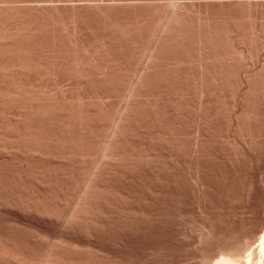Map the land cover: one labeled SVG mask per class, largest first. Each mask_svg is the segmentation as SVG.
<instances>
[{"label":"bare ground","instance_id":"bare-ground-1","mask_svg":"<svg viewBox=\"0 0 264 264\" xmlns=\"http://www.w3.org/2000/svg\"><path fill=\"white\" fill-rule=\"evenodd\" d=\"M262 1L263 0H261L260 2L261 4L264 3ZM4 2L5 4L7 3L5 0L4 1L2 0V3ZM239 3L240 4L243 3L244 5H248L249 7L259 5L257 4V1H249V0L246 1L243 0V2H238L235 5L240 6ZM244 5H242L243 8ZM11 7L12 6L9 5V8ZM261 9L263 10L262 6ZM2 11L0 10V14L2 13ZM16 12L18 11L16 10L15 12L14 11L11 12L12 15L10 14V12L2 14V16L5 14H9L8 16L11 15V17H9L10 19L7 17V15L3 17L0 16V215H2L1 217L5 216L4 218L7 217L6 219H8L9 222H12L13 230L15 228L13 226L14 224L17 227L20 226L19 224L25 225L26 223H30L35 228L34 229L35 231H33L32 229L33 232L31 236H28L26 239H23L20 237V236L23 237L22 234L21 235L17 234L19 230L18 232L15 231L16 233L14 232L15 233L14 234L11 231L12 229L11 230L8 229L9 231L6 230L7 226L4 227L7 232L0 229V264H146V263L154 264L155 262L151 259H148L147 256L145 255L142 258H140V255L138 254L139 258L138 257L135 258L136 257L135 253L137 252L139 245H141L140 246L141 248L143 247L146 248V249L143 248L144 252L150 250L152 254L153 253L152 251L162 250L164 257H169L168 255L171 251L170 249L171 248L172 250L175 249L174 247H176L178 244L182 245L183 247H190L195 249L197 254L195 256L194 255L195 252H194L193 254L195 256L194 258H189L187 255H179L178 260L177 261L174 260L176 264H264V152L262 150H259V148H261L262 146L258 147V150L262 151L263 153L258 154L257 153L258 151L256 150L257 151L256 152L254 150L256 149V146H258V145L255 146V144L258 143L254 144L252 142L250 137L251 135L249 136L246 130V128H249L247 126L251 125L250 120L252 119V118L250 119L251 110L249 111L248 108L249 107L248 100L250 101V99L253 98L254 96L253 94L256 91H258L259 88V86L257 85H260L261 84L260 81L264 80L263 77H260L261 74H257L258 72L256 74H254L253 72H251L253 74H247L248 71L245 72L244 75L240 74V79L244 82V85L237 87L236 89H233L234 92H232L231 94L230 88L226 83H228L230 79L233 80L232 79L233 77L230 75L231 72L229 73V70L228 72L222 70L223 67L225 68V70H227L228 68L231 70L230 68V66H232L231 64L230 66L222 65L223 67L220 65L222 69L220 67L218 69V66H215L217 64L214 63L216 61H214L213 59L214 55H213V57L210 56L212 58L210 62L213 61L214 65L206 61L204 62L203 60L206 59L201 57H200L201 62L198 61L197 65L196 64L193 65L194 67L198 66L199 70H202V72L204 71L209 72V70L213 71V69L214 71H216L217 69V72L221 71L219 75L217 72H215L217 73L218 77L215 76L216 74L213 75L215 78L217 77L219 83H217V86H215L217 81H215L216 79L213 78V80L215 79L214 81L211 80V82L213 81L212 84L215 82L213 85L206 83L197 87L199 85L198 84L196 85V88L194 86L193 90L192 88H189L190 89L189 92L184 91L187 94V95L185 94L186 96L184 98L185 101L180 100L183 103L182 104L179 103V105L178 104L174 105L172 107L173 109L169 114L170 116L167 115L168 118L167 117L166 118L168 121L166 122H169L168 125L169 132L167 131L168 137L165 136L167 138L165 144L167 143L168 140L167 149L165 148L166 149L165 152H163L164 151L163 150L161 154L159 153V155L155 156L154 160L151 161L154 163H152L153 165L151 163H150L151 165H149V167L151 166L152 168L150 167L151 170L149 169L150 171H148L149 173L147 174L149 178L148 180H150L147 183L148 186H145L142 183V182H146L147 180L141 181L138 184L140 186L139 191H141V193L146 198H149L151 202L150 207L145 208L144 210L143 209L140 210L139 214L137 212L138 215L135 214V211H131V210L127 215H120V222H119L120 226L118 233L117 234L111 233L109 235H106L108 237L107 240L109 239L110 244L108 243L107 247H105L106 249H104L103 251L105 252V254L111 255L114 252H116L115 251L116 249H120L118 250L120 251L118 252L119 253L118 260L119 259L120 260L116 262L117 259H112L115 258L113 257L114 255H112L111 258H107V256L103 255V252L100 251L101 252L100 255H102L100 256L99 255L100 248L99 250L93 249V247L95 246L92 243H88L90 245H84L83 244L84 242L81 243L74 237H76V235H78L79 237L84 235L85 239H90L92 237L96 238L98 236L99 229L95 226V224H93L95 222L91 221L90 216L93 217V215H95L96 217V215L99 216L104 215V212L108 210L109 208L108 206L110 205V203L112 204V199H111L112 197L110 198L112 193H110V191L106 188V186L103 185L104 183L100 184L99 182H96L100 178L99 176L102 173H104L105 169L107 167L111 168L110 166L112 167L114 166L116 170L117 167L119 166H125L126 170L127 168H129L130 170L134 169V168L131 169V166L129 167L126 166L127 163L130 162V159L129 156H127L128 151L127 152L125 151L129 148L128 146L126 148V145H128L129 143L127 144V142L130 141L125 140L127 141L126 143L122 142L123 145L125 144L124 145L125 147L122 148L120 146L123 145L122 144L120 145V143H118V140L123 138L122 134H124V132L126 131L125 130L123 132V129L124 128L127 129L126 127H124L125 124L124 120L128 119L126 121L127 125H128V121H130L128 117L127 119H125L124 113L128 114V116H130L129 114H132V116H134L136 113L134 112L133 109H135L136 106H133L132 108L133 111L130 109L131 112L130 110H128L129 108H131V105L129 106L127 105L129 107L128 109L124 107L128 110V113L121 111V114H119V116L116 115L115 117H113L109 125L106 124V126H108L106 127L108 130L107 129L105 130L108 131L107 133L108 139H106L102 143V145L99 146L98 149H97L98 146L96 147L92 146L94 144L96 145L95 140H94L95 143L92 144V140L96 136L95 135L96 131L94 130L96 129L95 128L96 126L94 127V124L97 123L96 121L97 119L101 120V117L103 115L102 112L101 111H100L101 113L99 112L100 115L102 114L101 117L100 116L98 117V113L95 109H94L95 110L94 113L96 114H93L92 113L93 111L91 112V110L93 109L92 106L89 108L90 109L89 110L87 107L88 104H86L87 102H85L86 100L84 101L85 97L80 95V93L79 94L77 93V95L73 94L75 96L73 95L71 96L68 95V93L70 92L65 94L66 92L63 93L61 91L62 93L61 94L59 93V95L56 96L55 94H57L58 91V90L56 92L54 91L56 87L53 90L55 92L54 93L52 92L51 87L42 88L37 83L35 84L30 80L28 81L26 78H24V76L28 75L30 72H34V73L37 72V73H41L42 75L46 74L47 76L53 75L55 73H53L54 71L52 72L50 68V66L53 64L52 62H56L55 65L57 67L58 63H63L65 60L63 61L64 58H62L64 56L61 57V55H59L60 58L62 59L60 62V58L57 57L59 53H57L56 55L53 52L54 56H52L53 54L51 52L49 54H52L50 55L52 57L47 56L49 58L48 61L47 57L45 56L46 50L43 49L42 45L38 44L41 49L45 50V52L42 50L44 52L43 53L40 50V48L37 47V49L41 51L40 53L44 54L42 55V59L43 56L44 59H47V60H41V55H37L39 54V50L38 52L35 51L34 53L32 49L35 50V48L30 47L29 45L30 41L28 42L29 44L27 43L28 36H30L31 34L33 35L34 33L37 32V31L33 32L35 30L33 23L36 22L37 24L38 21L32 19V17L30 16V18L34 20V22L31 20L30 22L33 23H27V19H25V16L22 15V14L26 15V13L22 12V14H19V12L18 13ZM249 12L251 13V11ZM261 19H263L262 16ZM174 20H175L174 22L178 24L177 21L179 20H177V18L175 17ZM179 23H181V21ZM39 24L40 23H38V25ZM73 24L75 25L76 23ZM177 24L175 26H177ZM56 25L58 26V24ZM165 30L166 28H164L163 31ZM198 30L200 31L199 28ZM167 31H169L168 26H167ZM200 32L202 33V31ZM261 33L263 35H261ZM261 33L260 35L264 37V30L263 31L261 30ZM214 34L215 33H213L212 35ZM51 35L52 34L50 32V36ZM202 37L201 38L204 39V34L202 35ZM201 38L200 41H202L203 44L204 42L203 40H201ZM206 38L207 36L205 37V39ZM45 40H48V38ZM42 42H44V39ZM215 43L213 42V44ZM78 44L80 43L78 42ZM202 44H200L199 46H201ZM220 45H222L221 42ZM59 46L61 45L59 44ZM76 47L77 46H75L74 49L78 50V48ZM86 49L87 48H85V50ZM156 50L158 49L154 48L150 54L149 57V61L151 60L149 62L150 66H152L151 64H153L151 63L152 59L156 58L155 56L159 55L155 53ZM228 51H226V53ZM76 54L77 52L75 53V55ZM34 56H36L39 59L35 58ZM201 56L203 55L201 54ZM91 59H94V57H92ZM230 59H232V57ZM66 60H67L66 63H68L69 59ZM80 61L82 62L83 60L80 59ZM75 62L76 61H74V64L76 63L79 64V62L76 63ZM233 62L235 61L233 60ZM83 64L84 61L82 62V64L80 63V65L84 67ZM64 66L65 65H62L61 69ZM69 66H71V64L69 65L68 63L67 68L69 71L75 70L76 68L80 71L82 69L77 64L74 65L76 66L75 69H70L74 67L72 66L69 67ZM78 66L80 67V69ZM103 67H101L100 70H103ZM52 68L54 70L53 66ZM84 68H83V74L84 76H87L85 78L87 79L88 75L87 73L86 74L84 73V70L89 67L85 69ZM149 68L153 69L154 66L152 68L149 67L148 64L146 66V69ZM64 69L65 68H63V71ZM92 69H96V68L92 67ZM259 70L264 72V63L259 68ZM80 71L79 74L82 73ZM109 71L111 72V70ZM251 71H253V69H251ZM85 72L87 71L85 70ZM76 73L78 75L77 71ZM56 74L58 75V73ZM212 74L214 73L212 72ZM221 75H223V77ZM107 76H105L106 79L110 80V78H107ZM76 78H78V76ZM200 79L202 80V78ZM83 80L84 79H82L81 81ZM54 81H56V78ZM56 83L57 82H54V84ZM223 83L226 85H224ZM92 86L95 87L93 84ZM133 87L132 88L130 87L127 91L125 90L127 92V96L129 99L135 97L136 94L138 95L137 91L139 90V88H141L140 90H143L142 88L143 86L139 87L138 89L136 88L138 86L134 88ZM96 94H98V92H96ZM104 97L106 98V96H103L101 98ZM125 97L126 96L124 95V98ZM182 98L183 97L181 96V99ZM261 98L264 99V95ZM91 101L92 100H89V102ZM128 102L130 101L128 100ZM224 104H226V106H224ZM105 105L106 104H104V106ZM139 106L141 107L144 105H139ZM169 107L171 108V106ZM147 109L149 110V108ZM155 109L152 108L153 111H155ZM97 110L99 109L97 108ZM122 112L124 113L122 114ZM115 113L113 115H115ZM140 127L142 128V126ZM244 129L246 130V133L243 131ZM243 133L244 135L247 134V137L246 136L245 138L244 136L242 137L241 134ZM93 134L95 135L94 137ZM121 135L122 137H120ZM248 136L250 137V139ZM125 137H127V135ZM130 137L126 139H130ZM261 140H263V138ZM253 141H255L254 138ZM97 143H99V141ZM252 143L255 146L254 148ZM262 145L264 146V144ZM118 146L122 148L124 152ZM128 150H132V149L130 148ZM132 153L134 152L131 151L130 154ZM93 155H96L99 158L102 157L103 158V160L101 159L102 162H99L97 164V162L94 161L96 159H93L92 157ZM133 157L136 156L133 155ZM132 158H131V162L133 161L132 162L134 163L133 166L137 165L136 161L138 159L136 160L134 158L133 160ZM92 159L93 161H91ZM130 163L129 165L132 164ZM115 165H117V167H115ZM139 165L140 163L138 164L137 167L140 168V170H143V168ZM87 166L89 167V171L92 172V178H90L86 183L83 182L85 184H83L81 187H79V185L77 184L78 185L77 187L79 188L77 187L74 188L73 183H75V181L72 182L73 179L74 178L78 179V177L81 176L79 175L80 173L82 172L84 173L85 170L88 171ZM114 168L113 169L111 168L112 171L115 170ZM143 172L144 171H140V173L142 174ZM77 175L79 176L76 177ZM82 177L84 176H81V178L79 177L80 180L82 179ZM97 177L99 178L97 179ZM141 178H142L141 180H145L144 177ZM77 181L80 182L79 180ZM108 186L109 185H107V187ZM112 189L113 188H111L110 190L113 192L115 189L114 190ZM119 190L123 192L121 188ZM114 194L112 195L113 197ZM119 195L121 194L119 193L117 196ZM122 196L124 195L122 194ZM125 199L127 198L124 197L123 200ZM70 201L72 202L73 208L68 210L69 207L68 202ZM125 202L124 204H126ZM196 215L198 216L205 215L204 217H208V220L202 222L203 225H201L200 223L199 227H202V232L200 230H196V234L198 231H200L201 235L199 236L196 235L197 237L196 236L194 237L188 234L187 231L188 229L186 228V224H185L187 222L185 221L187 219L189 221L190 218L193 219L194 218L193 216ZM204 219L206 220L207 218ZM5 223L8 224L7 222ZM2 224L3 223H0V226ZM44 224L50 225L53 228L47 227ZM8 227L10 226L8 225ZM0 228H3V226ZM20 228L22 229L23 226L17 229ZM189 228L191 227L189 226ZM25 230L28 231L27 229ZM110 232L112 231L110 230ZM53 235H55L56 241L52 242L53 241L52 240L50 242V238H53L52 237ZM177 249L179 251L180 247ZM94 250L95 251L97 250L96 252L98 253H96ZM176 253H175V258L176 256H178L176 255ZM185 253L187 254V252ZM155 254L156 252L153 253V255ZM151 257L155 258L152 255ZM158 257H161V255H159ZM172 258H174V256ZM195 258H197V260L194 261Z\"/></svg>","mask_w":264,"mask_h":264},{"label":"rangeland","instance_id":"rangeland-1","mask_svg":"<svg viewBox=\"0 0 264 264\" xmlns=\"http://www.w3.org/2000/svg\"><path fill=\"white\" fill-rule=\"evenodd\" d=\"M5 1L7 2L6 4H5V2L2 3V0L0 1V4H1L0 8L4 9V10L0 9L1 11L3 10L2 13L0 14L1 17L7 15V17L9 18L12 15L11 12H13V11L15 12L17 10L19 12V14H22V12L26 13L27 16L25 14H22V15H24L25 19H27V23H33L34 20L38 21L37 24H36V22L33 23V26L35 27V30L33 32L37 31L36 32L37 34L36 33H34L33 35L31 34L27 38V43L30 41L29 42L30 44L28 43L30 45V47L35 48V50L32 49L34 53H35V51L38 52L39 49H37V47L40 48L39 45H42L43 49L46 50V53H45L46 57L52 55L54 52V54H56V55H57V53H59L57 55V57H59V58H60L59 55H61V57L64 56L62 58H64L63 61L65 60L64 61L65 63L64 62L63 63L57 62L58 68L55 65L56 62L50 61L55 65L54 66L51 63L52 65L50 66L52 72L54 71L53 73H55L53 75L47 76L46 74L42 75L41 73L36 72L37 73L36 74L34 72H30L28 75H25L26 77L24 76V78H26L28 81L30 80L31 82H33L35 84L37 83L42 88L43 87H45V88L51 87L52 92H54V91L56 92L58 90L57 94H55L56 96L59 95V93L61 94L62 92L63 93L66 92L65 94L70 92L71 94L68 93V95H71V96L73 94L77 95V93L78 94L80 93V95L85 97L84 101L86 100L85 102H87L86 104H88L87 105L88 109L92 106L93 109L91 110V112L93 111L92 112L93 114H96V113H94L95 110L98 113V117L99 116L101 117V115L103 114L101 117V120L97 119L96 120L97 123L94 124V127L96 126L95 127L96 129H94L96 131V132L94 131L96 133L95 134L96 136L93 134V137L95 136V138L92 137L93 138L92 144H94L96 142V145L94 144L92 146H95V147L98 146L97 147V149H98L99 146H101L102 143L106 139H108V134H107L108 129L106 128L108 126H106V124L109 125L111 120L113 119V117H115L116 115L119 116V114H121V111L128 113V110H130V109L132 110L133 106H136L135 107L136 110L135 109H133V110L136 113L135 115H137V116H135L134 113H133L134 116H132V114H129L130 116H128V114L122 112V114L123 113L125 114V116H124L125 119H127V117H128L130 121H128V125H127L126 121L128 119L124 120V122H125L124 127H126L128 130L124 128L123 132L125 130L126 131L122 135H123V138L126 135H127V137H125L124 139L123 138L119 139L120 141L118 140V143H120V145L122 144V142L126 143L127 141H130V142H127V144L128 143L129 144L126 145V148L128 146L129 147L128 149L131 148L132 150L127 149L125 151V152L128 151L127 153L129 155L127 153L126 154H127V156H129L130 162H131V158L133 157V155L136 157H139L141 155L139 158H136V157L132 158L133 160H134V158L136 160L137 159L139 160V161L138 160L136 161L137 165L133 166L134 165V163H132L133 161L131 162L132 164L130 162H128L126 165L127 167L131 166V169L134 168L135 170L134 169L130 170L129 168H127V170H126L125 166L117 167V165H115V167H117V170H116V168H114V166L113 167L110 166L112 169L113 168L115 169L114 171H112L111 168L107 167L108 169L107 168L105 169L104 173H102L99 176L100 178L97 177V179L98 178L99 179L96 182H99L100 184L104 183L103 185L106 186V188L110 191V193H112L110 196V198L112 197L111 198L112 204L110 203V205L108 206L109 208L106 212H104V215H101V216L96 215L97 218L95 217V215H93V217L90 216L91 221L95 222L93 224H95V226L99 229L98 230V236L96 238L92 237V238H90L91 240L85 239L84 235H82V236L80 235L81 237L76 235V237H74L75 239H77L81 243L84 242L83 243L84 245H90L88 243H92L95 246V247H93V249L99 250V248H100L99 255L101 254V252H103V255H106L107 258H111L112 255H114L113 257H115V258H112V259H117L116 262H118L120 260V259L118 260V258H119L118 252H120L118 250H120V249H116L115 250L116 252H114L111 255L105 254V252L103 251L104 249H106L105 247H107V244L108 243L110 244L109 239L107 240L108 237L106 235H109L111 233H113V234L118 233L119 226H120V223H119L120 222V215H127V214H129L130 210L135 211V214L138 215L140 213L139 212L140 210H142V209L144 210L145 208L150 207L151 202H150L149 198H146L141 193V191H139L140 186L138 184L141 181L147 180L146 182H142V183L145 186H148L147 183L150 180H148L149 178H148L147 174L149 173L148 171H150L152 168L151 166H150L151 167L150 168L149 165L154 163L151 161L154 160L155 156L159 155V153L161 154L163 150H164L163 152H165L167 149L168 140H167V143L165 144L166 139H167L165 136L168 137L167 131L169 132V128H168L169 122H166V121H168L167 115L170 114L171 110L173 109L172 107L174 105H177V104L179 105V103L182 104L183 103V102H181L182 100L185 101L184 100V98L186 97L185 92H187V91L189 92V90H190L189 88H192V90H193L194 86L196 88V85H198V84L199 85L197 87L201 86L202 84H206V83L213 85L215 82L213 84H212V82L215 79H216L215 81H217L215 86H217V83H219V81L217 80V77L221 73V71L218 70L219 72H217V69H216V71H214V69H213V71L209 70V72H211V73L206 72V71H204L205 72L204 73V72H202V70H199L198 66L194 67L193 65L194 64L197 65L198 61L201 62V60H200L201 58L206 59V60H203L204 62L206 61L208 63H211L212 65H214V63L217 64L215 66H218V69H219V67L222 69L223 66H226V65L230 66V64H231L232 65V66H230L231 70L229 68L228 69L226 68L227 70H225L224 67L222 69L226 72H228V70H229V73L231 72L230 75L233 77L232 78L233 80L230 79L229 82L226 83L228 85V87L230 88L231 94H232V92H234L233 89H236L237 87L244 85V82L240 79V74L244 75V73L247 71L250 72V73L247 72V74H253V73L256 74L258 72L257 74H261L260 77L264 78V72L259 70V68L264 63V37L261 36V35H263L261 33V30L262 31L264 30V17H263L264 16V3L261 4L260 3L261 0H249V1H257V4H259L260 6L259 5H257L258 7L257 6H250V7H252V8H250L248 5H244L243 3H241L242 5H244V8H243L240 3L239 4L241 7L239 5H235L238 2H243V0H227L228 2L225 0H197V1L196 0H69V1L68 0H5ZM236 1H238V2H236ZM262 2H264V0ZM8 3H10V4H8ZM9 5L12 7L9 8ZM246 6H247V8H246ZM261 6L263 7V10L261 9ZM13 7H14V9H13ZM4 11H6V12H4ZM249 11H251V13ZM3 12L4 13L10 12L11 15L8 16L9 14H5L2 16V14H4ZM18 12H16V13H18ZM28 16H29V18H28ZM30 16L34 20H32L30 18ZM261 16L263 19H261ZM174 17L177 18V20H179V21L176 20L178 22V24L174 22L175 21ZM256 17H257V19H256ZM48 18H49V20H48ZM252 19H253V21H252ZM31 20L33 22H30ZM105 21H106V23H105ZM180 21H181L182 25H181V23H179ZM199 21H202V22H199ZM38 23H40V24L38 25ZM73 23H76V24L74 25ZM34 24H36V25H34ZM52 24H54V25H52ZM56 24H58V26ZM176 24H177V26H175ZM167 26H168L169 31H167ZM45 27H46V29H45ZM142 28H143V30H142ZM164 28H166L165 31H163ZM188 28H190V29H188ZM198 28L200 29V31H202V33L198 30ZM50 32L52 34L51 36H50ZM213 33H215V34L212 35ZM260 33H261V35H260ZM163 34H164V36H163ZM201 34L202 35L204 34V39H202L203 37ZM257 34H258V37H257ZM167 35H168V37H167ZM259 35H260V37H259ZM206 36H207V38L205 39ZM223 37H224V39H223ZM39 38H40V40H39ZM47 38L49 41L45 40ZM162 38L164 41L162 40ZM174 38L177 40H175ZM178 38H180V39H178ZM198 38H199V41H198ZM200 38H201V40H203V42H204L203 44H202V41H200ZM208 38H209V41H208ZM43 39H44V42H42ZM175 41H176V43H175ZM185 41H186V43H185ZM75 42H76V45H75ZM78 42L80 44H78ZM187 42H189L190 45ZM199 42H200V44H202L201 46H199L200 45ZM213 42L214 43L216 42L215 43L216 45L213 44ZM220 42L222 45H220ZM222 42H224V43H222ZM35 44L36 45L39 44V45L36 46ZM59 44L61 46H59ZM75 46H77L76 48H78V50L74 49ZM157 46H158V48H157ZM198 46H199V48H198ZM202 46H203L204 50H203ZM220 46H221V48H220ZM54 47H55V49H54ZM211 47H212V49H211ZM85 48H87L86 49L87 51L85 50ZM100 48H102V49H100ZM154 48L158 49V50H156L155 53H157L159 55L155 56L156 58L152 59L151 63H153V64H151L152 66H150L149 62L151 60L149 61V57H150V54ZM184 48H185V51H184ZM200 48H202V49H200ZM205 48H206V50H205ZM43 49L40 48L41 51ZM181 49H183V50H181ZM191 49H192V51H191ZM199 49L201 52L199 51ZM40 50H39V54H37V55H41V60H47L48 59V61H49L48 57H47V59H44V56H43V59H42V55H44L43 53L45 52V50H43L44 52L42 51L43 53H40L41 52ZM52 50H55V51H52ZM215 50H217V51H215ZM61 51H63V52H61ZM226 51H228V52L226 53ZM47 52H48V54H47ZM51 52H52V54H49ZM74 52L75 53L77 52V54L75 55ZM218 52H219V54H218ZM68 53H70V54H68ZM73 53H74L75 57H74ZM94 53H95V55H94ZM54 54L52 56H54ZM201 54L203 56H201ZM229 54H231V55H229ZM33 55H35V54H33ZM69 55H70V57H69ZM213 55H214L213 59L217 63L216 62L213 63V61L210 62L212 60V58L210 56L213 57ZM52 56H50V57H52ZM34 57L37 58L36 56H34ZM57 57H56V59H57ZM83 57H84V59H83ZM92 57H94V59H91ZM231 57H232V59H230ZM100 58H101V60H100ZM37 59H39V58H37ZM66 59H69L68 60L69 65L71 64V66L74 67V68H70V69H75L76 66H74V65L77 64L82 68L81 71L76 68L77 70L76 69L72 70L73 73L70 70L71 71V73H70V71L67 68L68 63H66V61H67ZM80 59L84 61V64H83L84 67L85 68L89 67V68L85 69L83 66H81L80 63L82 64L83 61L81 62ZM61 60L62 59L60 58V62H61ZM91 60H92V62H91ZM93 60L96 62H94ZM181 60H182V62H181ZM233 60L235 62H233ZM74 61L79 62V64L76 62H75L76 64H74ZM50 62H49V64H50ZM59 64H61V65H59ZM72 64H74V65H72ZM148 64H149V67L153 68V66H154V68L153 69H151V68L146 69V66ZM62 65H65L63 67V68H65L64 71H63V68L61 69ZM220 65L221 66L223 65V66L221 67ZM52 66L54 67V70H53ZM71 66H69V67H71ZM258 66H259V68H258ZM80 67H79V69H80ZM92 67L96 68V69H92ZM101 67H103V70H100ZM83 68L87 71V72H85V70H84V73L85 74L87 73L88 78H89V79L87 78L88 80L85 79L87 76H84ZM239 68L242 70H240ZM88 69H89V71H88ZM251 69H253V71H251ZM56 70H57V72H56ZM105 70H106V72L107 71L108 72L106 73ZM109 70H111V72ZM113 70H115V71H113ZM76 71L78 72V75H77ZM79 71L82 72V73H80L82 75L79 74ZM212 72L214 74H212ZM215 72H217L218 75ZM251 72H253V73H251ZM56 73H58V75ZM68 73H70V74H68ZM237 73H239V74H237ZM30 75H32V76H30ZM89 75H90V77H89ZM209 75H211V76H209ZM213 75H215L217 77L215 78ZM35 76H36V78H35ZM77 76H78V78H76ZM80 76H81V78H80ZM102 76L103 77L107 76V78H110L111 81L109 79H106V77L103 78ZM198 76H199V78H198ZM221 76L223 77V75H221ZM52 78L54 80L56 78V81H54ZM92 78L94 79V81ZM200 78H202V80ZM213 78H215V79L213 80ZM82 79H84V80L81 81ZM90 79H92V80H90ZM102 79H103V81H102ZM104 79H106V80H104ZM140 79H142V80H140ZM85 80L87 82L89 81L88 82L89 84ZM118 80H119V82H118ZM211 80H213V81L211 82ZM137 81L140 83H138ZM145 81H146V83H145ZM49 82H50V84H49ZM54 82H57V83L54 84ZM236 82H237V84H236ZM260 82L262 85L260 83H258L260 85H257V86H259L258 91L255 92L257 94L254 93L253 98L250 99V101L248 100V105H249L248 108H249V111L251 110L250 111L251 112L250 119L251 118L252 119L250 120L251 125H248L247 127H249V128H246L247 134H249V136L251 135L250 137H251L252 142L254 144L258 143V144H255V146L256 145H258V146H256V149H254L255 151L256 150L258 151V152L256 151L258 154H261L264 152V146L262 145V144H264L263 143L264 142V102H263L264 99L261 98L264 95V93H263L264 92V80H262ZM131 83H132V85H131ZM238 83H239V85H238ZM92 84L95 87H93ZM226 84H224V85H226ZM45 85H47V86H45ZM86 85H87V87H86ZM99 85L101 86V88ZM133 86L134 87L138 86V87H136L137 89L139 87L143 86L142 87L143 90H140L141 88H139V90L141 92L138 90L137 91L138 95L136 94V96L133 97L134 99L131 98L132 99L131 100L128 98L126 91L130 87L132 88ZM55 87H56V89H55ZM144 87H145V90H144ZM114 89H115V91H114ZM96 92H98V94H96ZM169 92H171V93H169ZM84 93H86V94H84ZM123 94L126 96L125 98H124ZM141 94H142V96H141ZM145 94H147V95H145ZM75 95H73V96H75ZM103 96H106V98L105 97L101 98ZM181 96L183 97L182 99H181ZM161 97H163V98H161ZM123 99H125V100H123ZM141 99H143V100H141ZM150 99H151V101H150ZM89 100H92L93 102L92 101L89 102ZM128 100L130 102H128ZM258 100H259V102H258ZM96 101H98V102H96ZM103 101H104V103H103ZM134 102H135V104H134ZM104 104H106V105L104 106ZM127 105L128 106L131 105V108H129ZM139 105H144V106L140 107ZM145 106L147 108H149V110ZM169 106H171V108ZM224 106H226V104H224ZM105 107H106V109H105ZM124 107H126L127 109L129 108V109L127 110ZM97 108L99 110H97ZM140 108H141V110H140ZM152 108L153 109L156 108L155 111H153ZM138 109H139V111H138ZM131 110H130V112H131ZM100 111L102 112L101 115H100V113H101ZM141 111H143V112H141ZM138 112H139V115H138ZM157 112H158V114H157ZM114 113H115V115H113ZM152 113H153V115H152ZM140 115H142V116H140ZM148 118H150V119H148ZM102 119H104V120H102ZM169 120H170V117H169ZM98 121H99V123H98ZM139 122L141 123V125ZM103 124H104V126H103ZM140 126H142V128ZM146 127H148V128H146ZM167 128H168V130H167ZM105 129H107V130H105ZM129 129H131V130H129ZM246 130L244 129L243 131L246 133ZM134 131H136V132H134ZM126 132L127 133L129 132V133L127 134ZM247 134L244 135V133H243L241 135H242V137L244 136V138H245V136L247 137ZM259 134H260V136H259ZM122 135L120 137H122ZM129 137H130V139H126ZM250 137H249V139H250ZM252 137L254 138L255 141H253ZM262 138H263V140H261ZM256 139H257V142H256ZM94 140H95V142H94ZM122 140H124V141H122ZM125 140H127V141H125ZM98 141H99V143H97ZM130 143H131V145H130ZM253 143H252V145H253ZM124 145L120 146V147L123 148V147H125ZM255 146L253 145V148ZM258 147H261V148H259V150H262L263 152L259 151ZM122 148H120V149H122ZM97 149H95V150H97ZM131 151L134 152L135 154L134 153L130 154ZM123 152H124V150H123ZM92 157H93V159H96L94 161H96L97 164L99 162H102V160H103L102 157L99 158L96 155H93ZM93 159L91 161H93ZM138 162L140 163L139 166H141L143 168V170H140V168L137 167L139 164ZM129 163L131 165H129ZM87 170L88 171L85 170L84 173L82 172L79 174L81 176H84V177H82L83 181H82V179L80 180L81 176H79V175H77L76 177L79 176L80 178L78 177V179H76V178L73 179L72 182L75 181V183H73L74 188H76L78 185H79V187H81L90 178H92V172L89 171L88 166H87ZM138 170L144 171L143 174L140 173V171H138ZM136 171H138V172H136ZM116 172L117 173L119 172V173L117 174ZM139 176L144 177L145 180H141L142 178ZM145 176H146V178H145ZM77 180H79L82 183L78 182ZM83 182H85V183H83ZM75 184H76V186H75ZM107 185H109L108 186L109 188L107 187ZM79 187H77V188H79ZM110 187L113 188L112 190H114V189L115 190L112 192L110 190L111 189ZM120 188L123 190V192L119 190ZM114 192L116 195L114 194ZM116 192H118V193H116ZM119 193L121 195L117 196ZM113 194H114V197H116V198H114L112 196ZM122 194L124 196H122ZM124 197L127 199L123 200ZM124 202L126 204H124ZM66 203H67V201H66ZM68 203H69L68 210L72 209L73 208L72 202L70 201ZM122 208L123 209L125 208V209L123 210ZM137 212H138V214H137ZM1 216L2 215H0V221L1 220L2 221L0 223H3L0 226V227L3 226V228H0L1 230L9 231L12 229L11 230L12 233H14L15 231L18 232V230H19V232L17 234L18 235L22 234L23 237L22 236H20V237L23 239H26L28 236H31L32 232L35 231L34 230L35 228L30 223H26L25 225L19 224L20 226H17V227L13 223L14 224L13 226L15 227L13 230L12 222H9V220L6 219L7 217L4 218L5 217L4 215H3L4 217H1ZM66 216H68V215H66ZM204 216L196 215V216H193L194 217L193 219L190 218L189 221H188V219L185 221V222H187L185 224H186V228L188 229L187 231H188L189 235L194 236V237L196 235L197 236L201 235L202 227H199L200 223H201V225H203L202 222H205L208 220V217H204ZM203 217L207 218V219L205 220ZM92 219H94V220H92ZM33 221H35V220H33ZM5 222H7V223L9 222L11 224H9V223L6 224ZM8 225L10 227H8ZM44 225L47 227L53 228L50 225H47V224H44ZM188 225L191 228H189ZM22 226H23V228H22L23 230H25V229L28 230L29 228L30 229L28 231L25 230L26 233L21 228H20L21 230L17 229V228L22 227ZM4 227H6V230ZM27 227H29V228H27ZM32 229H33V231H32ZM190 229H191V232H190ZM110 230L112 232H110ZM196 230H200L201 232L198 231L196 234ZM21 231H22V233H21ZM23 232H24V234H23ZM27 232L30 235H28ZM26 234H27V236H26ZM73 236H75V235H73ZM52 237L53 238H50V242L52 240H53L52 242H55L56 241L55 235H53ZM86 238H88V237H86ZM81 239H83V240H81ZM104 241L106 242V244ZM39 245H41V244H39ZM99 246H101V247H99ZM140 246L141 245L138 246V250H137V252L138 251L139 252L135 253V255H136L135 258H137V257L139 258L138 254L140 255V258H142L145 255V256H147L148 259L153 260L155 262L154 264H159L160 261H161L160 264H165V263L166 264H173V262H174V264H176L175 261L178 260L179 255H187L189 258H194L197 254L195 249L190 248V247H183L182 245L178 244L176 247H174L175 249H173V250H172V248L170 249L172 252L170 251V253L168 255L169 257H164L162 250L152 251L153 253L156 252V254L153 255V253L151 254L150 250H147L146 252H144V249H146V248L143 247L144 248L143 249ZM179 247H180V249L178 251L177 248H179ZM184 248H185V250H184ZM190 249H191V251H190ZM187 250H189V251H187ZM148 251H150V252H148ZM173 251H175V252H173ZM176 252L181 253V254H178ZM185 252H187V254ZM194 252H195V254H194ZM96 253H98V252H96ZM175 253H176V255H178V256H176V258H175ZM151 255L155 258H152ZM159 255H161V257H158ZM100 256H102V255H100ZM173 256H174V258H172ZM156 257H158V258H156ZM161 258H162V260H161ZM170 259H172L173 261ZM195 260H197V258H195L194 261Z\"/></svg>","mask_w":264,"mask_h":264}]
</instances>
